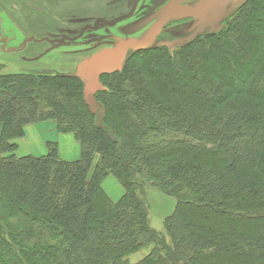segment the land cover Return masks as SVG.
I'll return each instance as SVG.
<instances>
[{
    "label": "trees",
    "instance_id": "obj_1",
    "mask_svg": "<svg viewBox=\"0 0 264 264\" xmlns=\"http://www.w3.org/2000/svg\"><path fill=\"white\" fill-rule=\"evenodd\" d=\"M197 35L129 50L92 105L77 74L0 73V264H264V0ZM49 119L77 159L15 153ZM148 188L175 200L169 242Z\"/></svg>",
    "mask_w": 264,
    "mask_h": 264
},
{
    "label": "rangeland",
    "instance_id": "obj_2",
    "mask_svg": "<svg viewBox=\"0 0 264 264\" xmlns=\"http://www.w3.org/2000/svg\"><path fill=\"white\" fill-rule=\"evenodd\" d=\"M165 1L166 0H139L136 11L129 19L118 23L117 25H115V27L112 28L101 27L95 32L86 31L84 36H82L77 41L65 42L59 45L54 44L52 49H49V46L44 44V42L42 44V50L39 53L33 54L31 56H23L22 54H19L17 51H15L14 55L19 56L18 58L20 59V61H25V63H21L19 61H11V53L9 51H1L0 73L19 72V70H22L36 74H76L77 65L80 63L81 60L88 58L95 50H97L101 46L111 43L114 40L115 36L124 32H130L132 34H138V36L142 37V35L146 32L145 25L142 22V18L153 14L155 10ZM120 3L121 2H116L114 4L119 5ZM18 5V1H15L12 4V7L8 9L0 8V34H6L5 30L11 32V34L13 33V35L16 34L17 30L11 27L10 25H13L14 27L16 26V28L18 29V36H20L21 44H18L20 41L16 42L15 44H13L14 48H20L24 37L30 33H33L37 39H40L38 37L43 32H46L51 36H57L58 33L56 32V30L58 29L55 27L56 25L70 27V29H72L73 31V34H75L77 29H79L77 25L70 23L71 21H67L64 23L62 22L61 24L56 22L57 20H60L61 15L57 14V10L52 9L51 11L48 10V12L50 13L49 22L53 23L50 25V27L44 28V30L43 28L38 27V23H32L33 27H31L30 30H26L20 25V20L19 22L14 21L15 18L13 16V12H15V10L18 8ZM28 6L30 7L29 14H31V11L35 12L34 8L37 5L31 6L29 3ZM43 9L36 10L35 15H32V18L36 19L37 16L40 21H43L42 15L46 8L44 10ZM126 9V4L122 6V9L120 7H117L114 11V14H111L107 17H111L118 13L124 12ZM232 9L233 2L228 5L227 13L221 23L225 24L226 19L231 15ZM24 13H27L26 9ZM93 17L91 18V20H93ZM200 22V19L192 18H187L183 20H172L166 25L164 30L161 31L160 35H158L157 40L154 43L157 45H165L170 49H174L176 46L179 48V46L183 45L184 43H187L188 41L193 40V38H196H191L190 35L193 33L196 26ZM204 32H209L208 28L203 29L202 33ZM154 43L152 45H154ZM43 57H51L50 59L57 60L62 65L60 64L59 66H33L32 63L26 64V62H36L37 59ZM87 99L91 105L94 103V100L90 94L88 95ZM26 131L27 133L24 134L23 138L18 140V149L15 152L18 156L26 154H33L35 156H39L45 154V140H53L59 142V147L61 148L60 156H63L62 153H64V150L70 155L69 157L65 158H74V156H79L80 154L79 142L73 137L72 134L58 131L54 120L49 119L40 122L30 123L26 125ZM52 137L55 138L52 139ZM30 147L35 149V151L30 149ZM102 188L106 192L107 196L112 200H117L123 192V188L113 177H108L103 182ZM146 194L149 203V225L154 228L158 233L165 235L163 220L174 209L175 200L173 197L167 196L159 192L158 190L151 188H148L146 190ZM166 238L169 242V238L167 236ZM151 246L152 245H147L142 249L138 250L137 252L132 253L128 256V260L130 262H136L140 260L149 252Z\"/></svg>",
    "mask_w": 264,
    "mask_h": 264
},
{
    "label": "water",
    "instance_id": "obj_3",
    "mask_svg": "<svg viewBox=\"0 0 264 264\" xmlns=\"http://www.w3.org/2000/svg\"><path fill=\"white\" fill-rule=\"evenodd\" d=\"M186 1L188 0H169L158 10L157 19L141 38L120 39L113 47L101 49L81 60L77 65L76 74L86 80L83 89L85 99L88 101V95L92 96L93 92L100 87L99 77L102 73L109 69H119L129 50L138 51L151 46L169 20L175 18L201 19L203 22L190 35L193 38L202 33L207 26H210L208 28L210 31L220 30L228 5L233 2V8H236L246 0H198L193 6L182 4Z\"/></svg>",
    "mask_w": 264,
    "mask_h": 264
},
{
    "label": "flooded vegetation",
    "instance_id": "obj_4",
    "mask_svg": "<svg viewBox=\"0 0 264 264\" xmlns=\"http://www.w3.org/2000/svg\"><path fill=\"white\" fill-rule=\"evenodd\" d=\"M198 0H188L186 2H183L182 4H188L193 6ZM40 3H46V0H42L39 1ZM116 2H121L119 5H115L114 3ZM139 0H137V2L135 3V0H106L105 4L103 6L102 9L100 10H95L94 12L91 11H84L82 13H75V12H70L69 14H66L62 19L60 18V20L56 21L59 24H61L62 22H67V21H71L70 23H73L74 25H77L79 29H77V31L75 32V34H73L72 29H70V27L67 26H63V25H56L55 27L58 29L56 30V32L58 33L57 36H51L46 32H43L37 39L36 36L33 33L28 34L27 36L24 37L23 41H22V45L20 46V48H15V49H11L10 46L8 45V40L11 36H13L11 34V32H8L5 30L6 34H0V52L2 51H11L14 50H22L24 49V45L28 42V41H34V40H39V41H44L47 46H49V49L53 48L54 44H63L65 42H74L79 40L82 36H84L86 31H92L95 32L98 29H100L101 27H115V25H117L118 23L129 19L134 12L137 9V5H138ZM167 2H169V0H166L165 2H163L156 10L153 14H150L148 16H145L142 18V22L145 25V33L143 31V35L144 36L149 29L151 28L152 24L155 22V20L157 19V12L158 10L165 5ZM127 5V9L124 12L118 13L116 15H113L111 17H107L111 14H114V11L117 7H120L122 9V6ZM31 6H35V4L31 1L30 2ZM41 8H39L38 6H36L34 8V11L39 10ZM41 11V10H40ZM58 15H61L62 13H60L59 11L57 12ZM94 16V17H93ZM93 17V20H91V18ZM187 19V18H184ZM172 20H183V19H171L169 20L162 28L161 31L164 30V28L166 27V25L172 21ZM201 20V19H200ZM203 21L201 20V22L196 26V28L202 23ZM53 24L50 22V25ZM38 27L41 28V26L38 25ZM195 28V29H196ZM206 28H210V26H207ZM44 29V28H43ZM45 30V29H44ZM160 31V33H161ZM195 31V30H194ZM160 33L158 35H160ZM156 36L154 42L157 40ZM141 36H138V34H132L130 32H124L122 34H119L117 36H115L114 40L109 43V44H105L103 46H101L100 48H98L97 50H95L92 54H94L95 52L104 49V48H110L113 47L115 43H117L120 39L123 38H140ZM153 42V43H154ZM91 54V55H92ZM77 70V68H76Z\"/></svg>",
    "mask_w": 264,
    "mask_h": 264
},
{
    "label": "bare ground",
    "instance_id": "obj_5",
    "mask_svg": "<svg viewBox=\"0 0 264 264\" xmlns=\"http://www.w3.org/2000/svg\"><path fill=\"white\" fill-rule=\"evenodd\" d=\"M18 1L19 5L18 8L13 12V16L15 18V21L19 22L20 20V25L25 28L26 30H30L31 27H33L32 23H38L41 28H48L50 24V13L48 10H57L61 14V19L66 15L69 14L70 12H75V13H82L85 10L86 11H95V10H100L103 8L105 1L106 0H46V3H40L39 1L42 0H0V8H10L12 7V4ZM33 2L35 5H37L41 9H45L43 12V21H40L37 16L36 19L32 18V15H35V12H30L29 10L30 7L28 4L30 2ZM25 9L27 10V13L25 12ZM43 9V10H44ZM22 12V13H21ZM38 21V22H36ZM36 47L30 46L29 51L35 49ZM47 65H56L59 66L61 63L57 60L54 59H48L45 61ZM62 65V64H61ZM76 66V65H75Z\"/></svg>",
    "mask_w": 264,
    "mask_h": 264
},
{
    "label": "crops",
    "instance_id": "obj_6",
    "mask_svg": "<svg viewBox=\"0 0 264 264\" xmlns=\"http://www.w3.org/2000/svg\"><path fill=\"white\" fill-rule=\"evenodd\" d=\"M15 21V20H14ZM16 22V21H15ZM11 27H13L14 29H16L17 30V33L16 34H12L13 36H11L10 38H9V40H8V45L10 46V48L11 49H15L14 48V45L13 44H15L16 42H19L21 39H20V36H18V29L16 28V26L14 27L13 25H10ZM28 42H29V44H28ZM25 45H24V49H22V50H17L16 49V51L19 53V54H22L23 56H31V55H33V54H37V53H39L41 50H42V44L44 43V41H39V40H34V41H28ZM18 44H21V41L18 43ZM44 44H46V43H44ZM47 45V44H46ZM30 46H34V47H36L35 49H33V50H28L29 49V47ZM10 53H11V61H19V62H21V63H25V61H20V59L18 58L19 56H17V55H14V50H11V51H9ZM22 56V57H23ZM51 57H43V58H39V59H37L36 60V62L34 61V62H26V64H30V63H32L33 64V66L34 65H42V66H47V64L45 63V61H47L48 59H50ZM25 64V65H26ZM24 65V66H25ZM48 66H50V65H48ZM36 68V67H35ZM19 72H27V71H22V70H19ZM5 73H7V72H5ZM9 73H11V72H9ZM25 133H27V131H26V128H25ZM55 137H52V139H54ZM59 138V137H58ZM60 139V138H59ZM46 141H53V140H45V142ZM44 142V143H45ZM55 142H57V144H58V151H59V156H60V147H59V142L58 141H55ZM30 149H32L33 151H35V149H33L32 147H30ZM63 149H64V147H63ZM33 155V154H32ZM62 155L63 156H60L61 158H63V159H66V160H75V159H77L78 158V156H74V158H65V157H69L70 155H69V153L68 152H66L65 150H64V153H62ZM112 191V190H111ZM112 193V192H111ZM122 194V193H121Z\"/></svg>",
    "mask_w": 264,
    "mask_h": 264
}]
</instances>
